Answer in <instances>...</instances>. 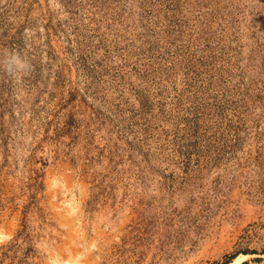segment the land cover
Wrapping results in <instances>:
<instances>
[{
	"label": "rangeland",
	"instance_id": "374dc122",
	"mask_svg": "<svg viewBox=\"0 0 264 264\" xmlns=\"http://www.w3.org/2000/svg\"><path fill=\"white\" fill-rule=\"evenodd\" d=\"M0 264H264V0H0Z\"/></svg>",
	"mask_w": 264,
	"mask_h": 264
},
{
	"label": "clouds",
	"instance_id": "9594fccd",
	"mask_svg": "<svg viewBox=\"0 0 264 264\" xmlns=\"http://www.w3.org/2000/svg\"><path fill=\"white\" fill-rule=\"evenodd\" d=\"M0 69L9 76L19 77L32 70L31 63L17 51L4 50L0 54ZM0 242L3 238L0 237Z\"/></svg>",
	"mask_w": 264,
	"mask_h": 264
},
{
	"label": "bare ground",
	"instance_id": "6f19581e",
	"mask_svg": "<svg viewBox=\"0 0 264 264\" xmlns=\"http://www.w3.org/2000/svg\"><path fill=\"white\" fill-rule=\"evenodd\" d=\"M59 262H60V261H56V260H55V264H60ZM64 262L68 263V261H64ZM64 262H62L61 264H63Z\"/></svg>",
	"mask_w": 264,
	"mask_h": 264
}]
</instances>
